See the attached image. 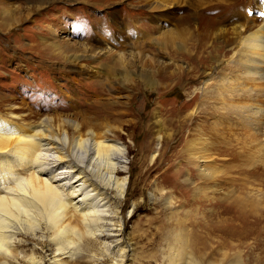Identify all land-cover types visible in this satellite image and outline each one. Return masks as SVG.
I'll return each instance as SVG.
<instances>
[{"label":"rangeland","instance_id":"obj_1","mask_svg":"<svg viewBox=\"0 0 264 264\" xmlns=\"http://www.w3.org/2000/svg\"><path fill=\"white\" fill-rule=\"evenodd\" d=\"M263 15L264 0H0V114L27 122L71 118L98 132L109 126L128 147L123 264L175 263L177 251L198 259L204 250L264 264V219L222 213L226 203L199 194L194 157L202 138L215 136L211 113L198 114L202 82L233 59ZM114 65L129 76L113 74ZM234 137L221 133L214 145L240 147L242 135ZM216 164L228 165L241 195L264 190V176L251 175L245 158L223 154ZM216 215L233 219L218 229L201 226ZM37 247L46 260L56 256L48 243ZM104 247L94 250L101 264L123 259L122 245Z\"/></svg>","mask_w":264,"mask_h":264},{"label":"bare ground","instance_id":"obj_2","mask_svg":"<svg viewBox=\"0 0 264 264\" xmlns=\"http://www.w3.org/2000/svg\"><path fill=\"white\" fill-rule=\"evenodd\" d=\"M214 26L218 28L217 23ZM240 43L217 76L202 82L197 111L200 117L211 113L213 138L230 132L234 140L242 135V145L236 147L229 140L214 145L212 136L206 134L194 157L202 183L199 194H210L216 204L226 203L222 213L245 214L257 221L264 219V190L241 195L228 165L216 164V160L223 154L231 158L236 154L246 159L251 175L264 176V15L258 25L246 29ZM65 45L70 49V44ZM109 68L113 74L120 71L116 65ZM120 73L130 74L128 70ZM21 117L0 114V264H101L102 257L94 254L97 243L107 252L114 243L122 245L123 259L117 264H123L128 245L121 237L120 202L130 186L128 147L108 134L109 126L98 132L92 125L84 129V124L71 118L43 116L27 122ZM198 124L209 126L204 120ZM194 142L187 141L189 151L197 146ZM215 210L212 213L218 214ZM214 217L204 219L201 226L218 229L233 219ZM44 243L56 256L46 260L37 247ZM202 255L183 258L184 251L182 256L177 251L175 263L169 264H244L241 255L226 250L216 258L205 250Z\"/></svg>","mask_w":264,"mask_h":264}]
</instances>
